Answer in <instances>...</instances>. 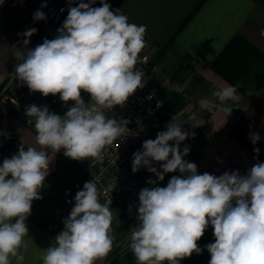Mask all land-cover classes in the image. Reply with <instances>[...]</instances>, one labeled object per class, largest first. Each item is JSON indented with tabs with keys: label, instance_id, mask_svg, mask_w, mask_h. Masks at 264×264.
I'll list each match as a JSON object with an SVG mask.
<instances>
[{
	"label": "clouds",
	"instance_id": "clouds-1",
	"mask_svg": "<svg viewBox=\"0 0 264 264\" xmlns=\"http://www.w3.org/2000/svg\"><path fill=\"white\" fill-rule=\"evenodd\" d=\"M94 3L80 0L78 6H70L57 37L44 39L35 48L27 46L37 29L26 30L24 49L14 53L20 61L15 78L30 92L44 97L59 94L62 102L74 104L63 116L47 106H27L39 147L20 146L0 164V264L25 260L26 220L33 201L42 198L40 191L49 174L47 149L54 154L63 149L64 156L74 160L101 158L106 147L128 130L127 120L107 113L144 87L136 64L146 46L147 26L130 23L119 9L112 11L107 0H100L99 7H93ZM33 18L45 20L46 16L37 10ZM237 87L225 86L212 95L221 102L236 101ZM82 91L90 95V102L84 101ZM204 106L211 111V105ZM223 111L230 114L232 108L226 106ZM188 136L173 118L165 131L145 140L142 150L133 153V173L143 167L157 177L147 181L150 185L163 181L165 174L180 173L165 187H145L139 192L138 223L130 231L137 264H180L193 253L201 254L198 241L209 226L215 238L205 246L209 264H264V163L254 164L244 175L239 171L198 174L197 165L184 158L190 148L180 147ZM250 139L256 144L260 136L252 133ZM259 151L254 149L257 155ZM113 187L109 185L104 193ZM100 195L92 180L76 192L63 230L40 255L43 264H97L109 255L115 239L114 216L109 203L100 202Z\"/></svg>",
	"mask_w": 264,
	"mask_h": 264
},
{
	"label": "crops",
	"instance_id": "crops-1",
	"mask_svg": "<svg viewBox=\"0 0 264 264\" xmlns=\"http://www.w3.org/2000/svg\"><path fill=\"white\" fill-rule=\"evenodd\" d=\"M36 8H50L65 0H30ZM80 0H71L70 6H78ZM88 3V0H84ZM111 10L119 9L129 18L130 23L146 25V46L141 53H147L148 77L159 89L163 103L176 92L181 91L184 81L174 74L183 55L200 58L204 64L197 70L209 84V92L197 100L188 101L182 108L164 118L144 137L155 139L157 134L166 130V125L173 118L182 124L183 131L189 134L180 145L190 148L189 162L197 165L198 174L208 172L216 176L224 172L239 171L244 175L256 163H264V0H107ZM46 7H42L45 5ZM69 6V7H70ZM93 7L101 6L96 0ZM68 12L63 18L66 19ZM28 30L12 8L0 10V86L10 81L9 96L12 109L8 114L0 113V164L5 158L16 154L20 146L39 147L35 141L36 132L16 116V111L26 112L27 106L35 104L47 106L45 98L39 92H30L26 84L15 78L14 70L18 61L15 51L24 49L22 33ZM239 35L258 53H249L252 71L244 68L242 74L223 72L212 68V62L225 45ZM38 35L33 34L28 48H34ZM251 64V63H250ZM241 72V70H240ZM239 74V75H238ZM241 75H243L242 78ZM237 82V83H236ZM239 82L241 86L239 85ZM238 86L236 101L221 102L212 95L213 91L225 86ZM255 91L252 96L248 93ZM211 105V111L204 105ZM230 106V114L223 108ZM258 133L260 140L253 144L250 134ZM170 144L173 142H169ZM259 148V154L254 152ZM134 152V153H135ZM49 156V174L40 191L39 200L32 203L31 215L27 218L28 249L24 253L23 264H43L40 259L44 249L51 246L57 234L63 228V221L69 216L70 209L62 205V189L75 182L71 164L62 150L53 153L47 149ZM133 154L131 156L132 166ZM159 169V162L155 164ZM143 183L157 180L155 174L146 168L134 173ZM173 175L165 174L163 181L157 185L165 187ZM114 216L112 235L113 249L106 258L97 264H137L136 257L127 241L130 213L120 205L111 207ZM213 228L209 226L198 245L203 249L197 255L180 261V264H209L210 254L205 246L214 242ZM15 264V260H13Z\"/></svg>",
	"mask_w": 264,
	"mask_h": 264
},
{
	"label": "built area",
	"instance_id": "built-area-1",
	"mask_svg": "<svg viewBox=\"0 0 264 264\" xmlns=\"http://www.w3.org/2000/svg\"><path fill=\"white\" fill-rule=\"evenodd\" d=\"M69 6V0L42 9L36 8L30 0H4V3L0 5V10L5 7L14 9L17 16L26 23L28 29H37L35 33L38 35L36 47L43 43L44 39L51 40L57 37V30L68 12ZM37 10L44 12L45 20H34V13ZM148 62V54L140 53L136 69L143 73L144 87L137 89L123 106H116L107 113L109 117H114L117 120H127L126 127L128 130L112 145L107 146L99 159L89 157L86 160H74L65 156L72 166L75 182L62 189L63 207L71 210L75 203L76 192L83 190L85 182L92 180L101 192L99 199L102 204L109 203L110 208L114 205H120L130 213V221L127 224V241H130L131 229L138 223L136 216L139 192L145 187H152V185L147 182L143 183L136 177L132 171L130 159L140 147L147 133L159 124V111L163 105L158 87L148 77ZM188 63L196 69L204 64L200 58L196 57H191ZM9 86L10 81H6L0 86L1 114H8L12 109V100L8 94ZM81 95L86 103L90 102L91 97L88 93L82 91ZM44 98L49 111L61 116L74 104L72 101L65 104L60 100L59 94ZM16 116L24 124L35 130L34 119L28 117L25 111H16ZM109 185H113V189L104 193V189L108 188Z\"/></svg>",
	"mask_w": 264,
	"mask_h": 264
},
{
	"label": "trees",
	"instance_id": "trees-1",
	"mask_svg": "<svg viewBox=\"0 0 264 264\" xmlns=\"http://www.w3.org/2000/svg\"><path fill=\"white\" fill-rule=\"evenodd\" d=\"M249 53L258 52L242 37L235 35L212 62V68L221 74L224 71L242 74L244 68L252 71V60L247 58ZM190 58L188 55H183L175 67L174 74L184 81V86L181 91L176 92L163 103L159 111V117L164 115L165 118L182 108L188 101L194 102L198 97L208 94L210 89L209 84L201 76L200 72L188 63ZM225 75L228 76L227 74ZM242 77L243 75L240 78ZM239 85L241 86L240 82ZM254 92L251 91L248 95L252 96Z\"/></svg>",
	"mask_w": 264,
	"mask_h": 264
}]
</instances>
